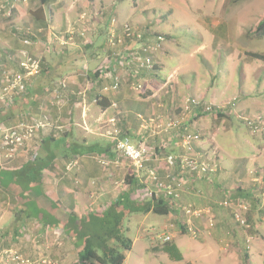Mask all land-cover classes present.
Wrapping results in <instances>:
<instances>
[{"label":"crops","instance_id":"obj_1","mask_svg":"<svg viewBox=\"0 0 264 264\" xmlns=\"http://www.w3.org/2000/svg\"><path fill=\"white\" fill-rule=\"evenodd\" d=\"M167 5H172L171 10L160 16V9ZM180 5L172 0H0V64L11 73H22L18 59L26 54L38 58L44 71L29 82L25 95L12 97V103H0V125L45 124L10 158L0 149V254L12 249L33 260L78 264L79 250L70 232L69 216L82 218L103 211L135 172L118 155L113 141L100 133L101 122L115 118L123 136L148 149L138 172L143 183L150 184L146 190L153 191L149 171L163 185L176 188L174 212L164 216L163 223L180 222L199 236L189 245H180L175 232L171 241L183 251L179 249L184 259H169L167 264H203L211 258L235 262L245 250L253 262L264 256L258 250L264 246L261 238H252L250 249L243 236H229L237 203L246 206L244 213L255 235L264 229V128L256 134L248 130L245 139L239 121L241 114L264 119V96H260L264 79L206 85L196 71L183 69L186 64L171 65L172 46L179 48L178 41L164 35L161 48H156V37L163 34L159 23L168 22L177 8L190 15L185 9L189 4L181 0ZM214 18V14H206L197 23L209 30L222 27L220 37L226 36V21ZM125 25H132L141 39L126 38ZM114 38L121 42L113 46L110 40ZM205 44L188 52L196 53ZM234 53L230 46L225 50L233 72L237 64L231 57ZM247 53L251 52L241 49L238 55ZM147 58L152 62L150 69L144 66ZM99 70L101 75L96 76ZM5 82L0 72V92ZM190 98L225 106L214 113L201 107L185 113L182 110ZM181 114L180 125L166 129L167 121ZM185 133L199 135L190 144L191 151L183 146ZM236 138L244 145H238ZM183 156L214 163L215 171L203 176L182 172L179 161ZM169 157L174 158L173 165L168 164ZM103 160L116 163L104 166ZM71 163L73 168L68 170ZM37 164L41 169L34 175L27 176L29 169L23 171ZM222 201H229L232 207L221 206ZM188 206L203 210L204 215L184 214ZM139 216L133 246L146 238L141 230L155 227L162 232L164 225H152V213ZM209 219L215 226L209 228ZM168 226L172 228V224ZM192 252L195 261L187 257Z\"/></svg>","mask_w":264,"mask_h":264},{"label":"rangeland","instance_id":"obj_2","mask_svg":"<svg viewBox=\"0 0 264 264\" xmlns=\"http://www.w3.org/2000/svg\"><path fill=\"white\" fill-rule=\"evenodd\" d=\"M172 1L177 2L178 5H180L181 3V0H179V3L176 0ZM183 1H186V3L189 4L185 6V9L191 12L189 13L190 15H188L187 13L182 14L180 8L182 6L180 5V7L177 8L176 13L174 14V17L170 18L168 22L161 21L159 23V29L161 32H163L161 36L164 37V35H169L170 39L174 37V39L178 41L179 48L172 46L174 48V53L171 59V65L183 64V66H185L186 64L187 67H183V69L185 71H196L201 75L200 79H203L205 81L204 84L206 85H210V82H214L213 85L220 86L224 83L225 80H236L240 78L245 80L253 79L252 81H255L254 79H264V60L259 58L254 59L249 55L250 53L238 55L241 49H244L245 52L249 51L251 53L264 55V35L260 36L261 34L259 35L258 31H256V27L259 21L262 19V17H260L261 11H259L258 8H260L259 6H261L260 10H264V0H240L238 3L229 1L224 3L219 2L218 0H214L213 2H210V0ZM201 1H203V4L201 3ZM171 8L172 5H167L164 9H160V11H162L160 13V16L166 15L171 10ZM248 11L253 13H249ZM206 14H211V16L212 14H214V19H217L219 17L226 21L228 26V33L226 36L220 37L223 33L222 27L209 30L204 27L202 22H200V24L197 23V21L202 20L204 15ZM187 17L191 18V21L190 19H187ZM249 17L251 18L250 20ZM166 19H168V17ZM168 31L169 33H166ZM216 42H218V44H216L217 46L214 45ZM202 43L203 45L204 43H207V45L205 44V48H202L201 50L196 51V53L193 54H190L188 52L189 49L194 50V48ZM229 46L233 51H235L234 55H231V57H233V62L237 63L234 72L232 71V62L229 58L230 55L227 57V54H225V50ZM237 56H239V60L237 59ZM236 71H238V73ZM252 85L254 86V92H257L258 89L257 87H255V83H253ZM212 87L213 86L210 87V90L212 89ZM262 95L264 96V92L260 93V96ZM232 100H235V98H233ZM211 105L220 107L225 106L214 104ZM243 116H247L249 118H255L257 116L262 117L261 115L254 116L251 114L239 115V117ZM240 119L241 118H239V121H241ZM241 122L243 123L244 127L240 132L241 137L247 139V132L249 131L245 123L243 121ZM236 143L238 145H244L240 142L239 138H236ZM238 204L240 203H237L235 206L236 209H233V212L235 211L233 213V221L235 222V226H233L234 230L230 232L229 236L235 238L243 236L244 241L246 242L248 247L251 245L250 249H252V238L259 237L264 240V229L258 231L259 235H255V232L252 230L251 225L247 226V213H244L246 211L244 210L246 209V206L244 204H240L244 206L242 207ZM152 217L154 219L153 223H151L152 225L159 226L161 224H172V228H170L168 231L164 230V225L161 226V228L163 227L161 230L163 233L169 232V234H171V239L174 233L178 232L180 236L178 235L176 240L180 245H189L190 243H193L194 239H198L199 237L197 233L193 235L191 233H180V230L177 228V226H173L172 220H170V222L163 223L164 216L152 214ZM139 222L140 216L137 213L130 216L127 220V226L129 228L127 236L132 240L136 236ZM209 228H207V230H209ZM141 231L148 240L144 238L140 241H136L131 251L126 253L127 259L124 264L169 263L170 260L168 255L162 251V246L165 241H162V239L159 238V236L163 234L162 232H160V229L152 227V230L146 229ZM246 240H249V242H247ZM148 241L151 242V244ZM258 250L264 252V246L259 247ZM239 255L241 257L239 256L238 261L235 260V262H231L229 261V259L218 260L211 258L208 260V262H203V264H244L242 262V253L239 252ZM194 256V252H192L190 256L187 255V257L195 261L196 258ZM184 263L186 264V262ZM247 264H264V256H262L260 261L258 262H253L249 259L247 260Z\"/></svg>","mask_w":264,"mask_h":264},{"label":"built area","instance_id":"obj_3","mask_svg":"<svg viewBox=\"0 0 264 264\" xmlns=\"http://www.w3.org/2000/svg\"><path fill=\"white\" fill-rule=\"evenodd\" d=\"M124 36L126 38H136L141 39L142 35L136 34L135 30L133 31L131 26L125 25L124 27ZM157 45L156 48H161V44L165 41V38L161 35L156 37ZM121 40L111 39L110 43L115 46L119 44ZM19 67L22 70V73H11L7 69H5L0 64V72L4 80H6L3 88L0 92V103L5 102L6 100L12 99V97L18 95H25L27 93V87L31 80L40 75L41 72V61L38 58L28 56L23 54L20 59H18ZM144 66L149 69L152 67V62L150 58H147L144 62ZM201 107L205 112L218 111L222 109L220 106H213L209 103H202L201 100L196 98H190L187 100L185 107L182 111L185 113H189L192 108ZM182 116L180 115L177 118H171L166 123V129H174L180 125ZM240 120L243 121L249 131L252 133H258L264 128V119L263 117H255L249 118L247 116L239 117ZM100 124V123H99ZM44 123L37 122L33 124L29 123H18L11 127H4L0 125V149L5 150V156L10 158L13 156L19 148H22L26 143L31 141L36 133L44 128ZM101 135L108 139H111L114 143L115 149L118 152V155L128 161L133 167L136 175L138 176V172L143 168L144 162L148 157V149L145 145H133L128 137L122 135V131L118 126L117 120L115 118H110L100 124ZM183 146L187 151H191V143H194L198 140V134L185 133L182 137ZM169 165H173L174 158L169 157L167 159ZM111 162L116 163V160H103L101 164L107 166ZM73 164L68 165V170L73 168ZM180 169L182 172H191L196 173L199 176H203L211 171H215V165L209 164L204 161H200L198 158L183 156L179 161ZM148 178L156 184L157 187H164L166 193L169 196H174V198L178 197V193L176 192V188L170 185H163L160 183L156 177L154 171H149ZM151 194V192L149 193ZM221 206L230 207L232 203L229 201H222L220 203ZM239 206H242L238 204ZM244 207V206H242ZM184 213L188 216L194 217H202L204 215V211L201 209H191L190 207L184 209ZM213 221L211 219L208 220L209 227L212 226ZM192 234L196 232L191 228ZM163 233V232H162ZM162 241L170 240V235H166L163 233L159 236ZM0 264H53V262L49 259H37L33 260L27 257H24L22 254L15 250H6L0 254Z\"/></svg>","mask_w":264,"mask_h":264},{"label":"trees","instance_id":"obj_4","mask_svg":"<svg viewBox=\"0 0 264 264\" xmlns=\"http://www.w3.org/2000/svg\"><path fill=\"white\" fill-rule=\"evenodd\" d=\"M256 31H258L259 35L261 34L260 36L263 35L264 15L259 21ZM249 55L254 59L259 58L264 60V55L262 54L250 53ZM42 72L44 71L41 66L40 75ZM100 73L101 70L97 71L96 76L101 75ZM28 89H30V84L27 87V91ZM12 101L10 100L11 103ZM206 113H214V111ZM39 169H41V166L37 164L35 168L25 167L23 171L28 170L27 176H32ZM151 183L153 187L150 188L153 191H150L151 194H149L146 187L150 186V184L143 183L142 177L137 176L134 172L123 183L124 189L122 193L115 201L109 203L103 211H92L82 218H78L75 214L69 216L70 232L73 234L75 248L79 250L78 264H124L126 253L131 251L133 246V240L127 236L129 230L127 220L129 217L136 213H152L159 216H167L174 212V201L178 197L169 196L164 187L159 188L152 181ZM135 195L138 197H135ZM190 208L192 209V207ZM168 225L170 224L163 226L164 230L168 231L170 229L169 227L171 226ZM173 226H177L182 234H192L191 228H186L180 222H177L176 225L173 222ZM213 226L214 222L211 227ZM167 234L169 235V232ZM170 240L164 242L162 251L168 255L170 260L182 261L183 257L179 249ZM247 260L248 255L245 250L242 262L247 264Z\"/></svg>","mask_w":264,"mask_h":264}]
</instances>
